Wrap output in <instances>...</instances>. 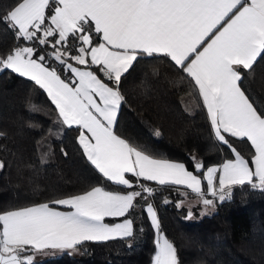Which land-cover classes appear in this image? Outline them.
Here are the masks:
<instances>
[{"label":"snow or ice","instance_id":"1","mask_svg":"<svg viewBox=\"0 0 264 264\" xmlns=\"http://www.w3.org/2000/svg\"><path fill=\"white\" fill-rule=\"evenodd\" d=\"M0 25L14 38V46L0 53V72L10 70L43 90L63 134L78 132L81 154L101 180L121 189L92 186L0 211V264H36L48 250L134 239L131 217L142 203L154 230L151 264H180L151 202L158 193L153 184L194 195L205 209L201 216L216 201L231 199L236 186L264 192V107L244 87L264 60V0H9L0 5ZM145 58H163L186 74L211 133L233 158L206 167L191 156L189 170L117 134L126 102L122 81ZM237 142L254 149L250 159ZM175 206L183 207L184 200ZM105 218L123 219L110 224ZM185 218H193L191 207Z\"/></svg>","mask_w":264,"mask_h":264},{"label":"trees","instance_id":"2","mask_svg":"<svg viewBox=\"0 0 264 264\" xmlns=\"http://www.w3.org/2000/svg\"><path fill=\"white\" fill-rule=\"evenodd\" d=\"M8 2L0 0V5ZM13 46L12 34L0 25V53ZM244 87L257 106L264 107V60L254 66ZM121 91L126 102L115 130L122 138L146 145L158 157L183 162L189 170L191 156L206 167L233 158L211 133L206 109L186 74L167 60H140L122 81ZM56 117L53 105L32 81L10 70L0 72V161L5 165L0 169V211L79 194L92 186L121 190L100 179L81 154L78 132L67 130L64 135ZM234 146L250 159L249 145ZM44 154L46 162L41 161ZM153 186L158 193L151 202L163 233L177 248L180 264H264V192L236 186L231 199L216 201L212 213L186 219V208L175 206L184 196L176 189ZM165 198L170 203L164 204ZM142 208L143 203L133 213H138L134 239L86 242L36 264H151L154 230Z\"/></svg>","mask_w":264,"mask_h":264},{"label":"rangeland","instance_id":"3","mask_svg":"<svg viewBox=\"0 0 264 264\" xmlns=\"http://www.w3.org/2000/svg\"><path fill=\"white\" fill-rule=\"evenodd\" d=\"M181 200H184V207L186 208V213L185 216H187V211L188 208L191 207V210L193 212V218H198L201 217V212H204L205 209L203 208L202 204L197 203V200L195 197L192 196H187L182 198ZM214 211L213 207H210L209 209H207L206 214H210ZM204 216V215H203ZM61 251H56V250H48V254H38L36 256V261L42 260L44 258H48V257H52V256H56L60 253Z\"/></svg>","mask_w":264,"mask_h":264},{"label":"crops","instance_id":"4","mask_svg":"<svg viewBox=\"0 0 264 264\" xmlns=\"http://www.w3.org/2000/svg\"><path fill=\"white\" fill-rule=\"evenodd\" d=\"M26 78V77H25ZM33 84H34V82H32ZM35 85V84H34ZM36 86V85H35ZM36 87H38V86H36ZM43 91V90H42ZM45 95H46V93H44ZM46 97H47V95H46ZM49 100V99H48ZM50 101V100H49ZM202 101V100H201ZM53 107H54V105H53ZM54 109H55V107H54ZM77 136H78V134H77ZM253 152H254V149H253ZM172 161H174V162H180V161H175V160H172ZM183 163V162H182ZM223 163V162H222ZM222 163H220V164H222ZM220 164H212V165H208V166H218V165H220ZM206 183V182H205ZM182 191H183V189H181ZM189 197L190 196H192V197H195L194 195H192V194H190V195H188ZM67 197V196H66ZM64 198V197H63ZM196 198V197H195ZM210 198V197H209ZM35 205V204H34ZM30 206H32V205H30ZM52 206H54V205H52ZM54 207H56L58 210H60V211H70L71 209H69V208H67V207H64V206H58V205H55ZM138 210V209H137ZM133 220L134 219H138V213L136 212L132 217H131ZM122 219L123 218H121L120 220H117V221H114V222H111V221H108V220H106V218H105V222L106 223H116V222H121L122 221ZM56 251H58V250H56Z\"/></svg>","mask_w":264,"mask_h":264}]
</instances>
